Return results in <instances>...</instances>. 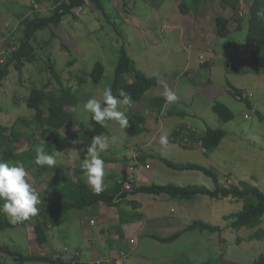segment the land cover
Segmentation results:
<instances>
[{
  "label": "rangeland",
  "instance_id": "374dc122",
  "mask_svg": "<svg viewBox=\"0 0 264 264\" xmlns=\"http://www.w3.org/2000/svg\"><path fill=\"white\" fill-rule=\"evenodd\" d=\"M174 1L171 0L170 3H174ZM216 1H218L217 8L213 7L214 4L212 5L213 12L211 15L207 14L208 19L224 14V11L220 9L221 2L213 0V2ZM143 2L145 1L136 0L133 3L134 7L129 4V10L124 9L122 3L119 4L117 1L103 0L105 11L102 12L93 0L89 6L95 7L96 10L91 11L89 8V13L82 20L67 16L59 28L53 27L40 31L34 42L39 62L26 64L22 73L12 69L9 77L0 87V124L11 126L19 119L32 120L34 118L35 111L31 110L27 104L33 89L46 90V84L50 80L55 83L50 89H54L55 86L57 89L61 88L60 83L52 78L46 67L51 59L64 84L79 94L77 106L70 108L71 111L74 109V120L60 133L64 137L70 138L81 127L90 130L91 114L84 111L83 104L93 97L102 100L104 88L112 86L115 81L116 68L122 50L125 48L127 54L141 70L151 77L158 76L160 81L167 83L172 89L175 88L174 91L178 99L166 105L165 116L160 118V115L149 106L150 99L159 96L156 94L159 89H153L135 108H129L127 105L121 106V110L125 112L126 116H129L131 112L142 116L146 121L144 127L147 130L144 134L133 137V130L122 129L117 122L112 121L108 137L114 138V143L110 139L106 150L99 153L100 157L120 160L121 163H124V172H126L130 164L127 161L132 160L133 150L158 156L160 159L153 160L150 167L144 169L142 181L146 180L147 183L140 185L177 184L215 188L213 180L203 172L174 170L162 161L166 159L176 165H198L212 169L220 176L223 184L229 183L228 180L235 185L245 181L264 192V68H256L252 65L251 49L244 47L236 53L232 51L233 43L240 47L248 44L249 17L242 21V29L236 31L238 25L235 23V19L240 21L243 18L234 12L233 18L230 19L234 31L228 38L220 39L219 44L214 48L217 52L212 50L213 56H210L209 53L202 51L203 46L200 42L192 41L194 34L190 30H194V26H196L193 24L194 15L183 16L180 14L176 20V22H181L180 25L184 27V30L191 32V34L190 32L186 34V39L185 34L181 37V33L175 31H170L166 40L160 32L155 33L154 31L153 37H146L145 22L148 21L147 17L150 11L154 9H149L148 4ZM27 3H29L28 9L21 15H15L14 12L23 8ZM34 3L43 5L41 4L42 0H0V42L10 43L12 33H15L14 42L20 43L24 35L21 19L28 14ZM247 5L250 4L246 2L244 8ZM47 6L52 5L47 4ZM53 14V12H43L41 17H49ZM135 14L142 21L137 24L138 29H131L126 21ZM31 18L35 17L31 16ZM179 32H181L180 28ZM121 35L124 36L123 39ZM216 36L214 39L219 40ZM154 44H159L157 51H153L151 48ZM191 44L194 45V48H189ZM261 50L264 54V48ZM217 53L216 58L215 54ZM201 56H204L205 60L202 61ZM99 62L105 66L106 70L102 82L96 85L92 82L90 75ZM211 63L212 65H210ZM203 65H207V67H203ZM231 65L233 69L230 68ZM128 79L133 80V77L129 76ZM231 86L247 94L251 106L247 100H239L233 96L229 92ZM216 102H222L229 106L235 115L234 120L229 123L222 122L213 110ZM172 111L178 113L183 111L188 115L187 117L177 114L170 116L169 113ZM247 114L251 115L250 119H246ZM21 127L24 132L30 135L31 129L24 125ZM181 127H184V133L196 132L199 136L204 134L208 128L222 129L226 132V137L221 146L212 154L204 153L198 143L192 148L190 145L193 143L187 141L188 145H185L189 148H184L178 143H168L167 146L160 144L159 137L162 130L168 132L169 141ZM36 138L37 141H42L41 135ZM153 140H156L155 146L147 148L145 145L153 143ZM23 143L20 144L21 147L17 149V152L30 148L27 142ZM140 143L142 144L139 145ZM69 149H74L77 152H68ZM82 149L77 145L68 147V144H63L56 152V164L59 165L60 172L69 179L70 176L76 175L75 168L77 166L72 164V160L83 163L84 148ZM142 164L147 165V162ZM69 171L70 174H68ZM26 172V180L37 192L39 203H41L39 193H43L48 185L46 183L37 184L32 174L29 171ZM120 173L118 172V174ZM138 174L137 170L135 175ZM111 176L118 177L114 174ZM128 197L134 200L138 197L139 205H143L146 209L140 217L145 219L151 220L154 219V215L160 214L169 217L178 216L184 229L193 220H203L215 227L222 229L227 227V229L220 236L200 230L191 233L185 232L186 236L183 240L174 244L157 245L154 248L147 247V243H152L151 246L156 245L151 240H142V254L132 256L129 251L130 256L126 264H254L259 256L264 255V238L262 240L251 239L253 234L251 230L243 228L237 232L224 220L226 215L241 211L244 207L243 201L233 198L215 200L209 196H199L195 201L185 200L184 203L189 207L186 212L179 202L175 199L171 200L166 195L160 197L128 193ZM161 198L164 199V204H162L163 201L158 200ZM120 208L128 217L141 213L139 210H127L126 205ZM172 210L175 213H172ZM113 211L117 212V209ZM39 212L38 208L37 213ZM83 212L73 210L69 215H81ZM97 213L95 211L90 214L98 215ZM62 214L65 216L68 213ZM160 217L162 219V216ZM80 222L81 220L77 219L67 225L64 220L54 222L55 237L52 233L49 243L44 246H40L36 242L34 228L37 220L29 222L26 227L6 228L0 230V247L7 246L14 253L25 256H42L44 254L52 256L54 252L61 253L65 248L73 246V243L80 245L84 242V233L77 228L78 225L81 226ZM160 227H163L162 220ZM97 228L91 227L90 229L94 232ZM261 229L264 231V219L259 227V230ZM155 230L157 231L156 224L149 225L147 232L151 233ZM238 237L241 238L240 243ZM0 264H16V261L7 252H0ZM27 264L47 263L29 262Z\"/></svg>",
  "mask_w": 264,
  "mask_h": 264
},
{
  "label": "trees",
  "instance_id": "16d2710c",
  "mask_svg": "<svg viewBox=\"0 0 264 264\" xmlns=\"http://www.w3.org/2000/svg\"><path fill=\"white\" fill-rule=\"evenodd\" d=\"M63 0H51L52 5H56ZM208 0H176V8L178 12L183 16H198L204 2ZM226 6L231 7L233 10L238 11L239 7L245 3L246 0H219ZM72 5H76L82 2V0H71ZM98 8L104 12L103 0H94ZM65 9L64 13H60L59 10L55 11L52 16L35 18L28 17L23 20V37L20 43L14 42L15 33H12L10 39V45L18 47L16 52L11 53L4 64H0V87L4 81L9 77L12 69L22 73L26 64H33L39 60L38 54L35 51L34 42L36 36L40 31H45L53 27L59 28L67 16H73L70 14L71 9L66 4L62 6ZM124 9H129V5L126 4ZM123 9V11H124ZM259 12H264V0H252L249 7V34L248 44L240 47L238 44L233 43V53L238 52L242 48L251 49V57L253 66L256 68H264V54L261 49L264 48V16L258 15ZM83 18V17H82ZM80 18V19H82ZM78 19V18H75ZM78 19V20H80ZM231 20L219 16L216 19L217 36L221 39L228 38L230 36ZM242 29V25L238 27ZM192 45V44H191ZM39 62V61H38ZM46 67L52 78L60 83L59 89L54 87L50 89L53 84V80H50L46 84V90L35 88L31 91L28 98V107L35 111L34 118L32 120L19 119L11 126L0 124V161L3 162H16L21 161L26 169L32 174L34 181L37 184L46 183L47 189L43 193L42 197L44 205L39 206L40 212L35 216L30 217L28 220L12 223L8 220L6 215L0 211V230L6 228L26 227L31 221L37 220L35 225L36 242L40 246H44L49 243V232L51 231V225L55 224L62 213H69L73 210L83 211L91 207L104 203L110 207H117L120 211V218L123 223L129 221L126 219V213L122 210L121 203H123L128 193L123 191V181L131 180L124 179L115 180L113 184L104 186L103 191L97 193L94 188L84 180L78 179L74 181L68 177L60 174L58 164L52 167L47 165L41 167L35 164L36 153L35 148L43 145L49 154H55L60 149L61 145L68 141L69 138L64 137L60 132L66 129L70 123L74 120V109L79 102L78 92H74L70 86H66L57 71L55 64L50 59ZM206 64V63H202ZM203 67H207L204 66ZM212 65V63L210 64ZM105 66L99 62L95 65L93 72L91 73L92 82L96 85L100 84L105 75ZM115 81L111 86L113 94L119 98V90L123 89L130 93L135 104L129 108H135L138 106L143 98L149 94L153 89L159 86L160 78L158 76L151 77L143 70H141L135 61L127 54L125 48L122 50V55L119 59ZM133 77V80H129L128 77ZM82 82H85L82 80ZM50 89V90H49ZM237 99L242 97V100H247L249 105V96L241 90L231 86L229 91ZM167 102L162 96L153 97L150 99L149 106L160 115ZM214 112L219 116L220 120L224 123H229L234 120L235 115L232 110L226 104L222 102H216L213 106ZM177 114L182 117H187V113L180 111L170 112L169 115ZM129 119V126L127 129L133 130L132 136L135 137L146 132L145 119L137 113H132L127 116ZM92 120V119H91ZM112 121L107 122V127L101 126L99 123L92 120L91 129L80 128L70 137L71 140L80 139L83 147L86 149L87 145L91 144V139L95 135H106L110 133V124ZM21 125L31 129L30 135L22 130ZM41 135L42 141H37L36 137ZM226 137V132L222 129L208 128L204 134L199 136L196 132L191 134L184 133V127H181L168 143H178L184 148L187 142H196L200 144L201 148L206 154H212L221 146L223 140ZM27 142L30 148L26 151L17 152L21 146ZM140 154V162H145L147 157L145 152H137ZM87 155V153H86ZM85 155V156H86ZM103 158V156H101ZM165 164L175 170L187 171L197 170L203 172L210 177L215 188L211 189L206 186L188 185L180 186L177 184L167 185H139L135 188L133 194H149L155 196L166 195L172 199H180L191 201L199 196H209L215 200H224L233 198L244 202V207L241 211L226 215L224 220L229 223V226L239 232L243 228H247L253 232L251 239L262 240L264 238V231L259 230L264 219V192L257 186L242 181L239 185L232 183L223 184L220 176L212 169H208L198 165H176L166 159L162 160ZM80 173H84L83 168H79ZM28 183H30L27 180ZM32 186V185H31ZM33 187V186H32ZM59 200V202H56ZM121 201V202H120ZM5 201L0 199V207H2ZM50 209H49V208ZM200 230L202 232H210L211 234H222L223 229L215 227L203 220L194 221L184 231L177 232L169 237H161L154 235L153 238L162 243H172L177 241L185 232H191ZM241 238L238 237L240 243ZM223 243V242H222ZM0 252H7L16 261V264H27L29 262H44L47 264H83L81 261L74 263V261H64L62 259L52 256H25L23 254L14 253L9 247H0ZM81 257H78V260ZM73 260V259H72ZM87 264V263H84ZM89 264V263H88ZM210 264V263H205ZM254 264H264V255L259 256Z\"/></svg>",
  "mask_w": 264,
  "mask_h": 264
},
{
  "label": "crops",
  "instance_id": "0c3cea01",
  "mask_svg": "<svg viewBox=\"0 0 264 264\" xmlns=\"http://www.w3.org/2000/svg\"><path fill=\"white\" fill-rule=\"evenodd\" d=\"M112 1H117V2H119V4L122 3L123 7L126 6V4H128V5L132 4V7H134L133 3L136 2V0H110V2H112ZM142 1H145V2H143L144 4H148L149 9L150 8L154 9V10L150 11V13L147 17L148 21L145 22L146 29H147L146 37L147 36L153 37L154 36L153 31H154L155 33L160 32V34L166 40V38L169 37V32L175 31L176 33H181V37L184 36L183 34H185V39H186V37H187L186 34H188L191 31L192 34H194V35H192V37L194 36L193 37L194 40L192 39V41H194V43L200 42L203 46L202 51L204 50L205 53H209L210 56H213L212 55L213 53H211L212 50L217 52V50L214 48H215V46H217L219 44L220 39H221L218 36H216L217 35V27H216L217 16L213 17V19H208L207 14L209 13L211 15V12H213V8H212L213 4H214L213 7L217 8L216 3H218V1L213 2V0H208V1L204 2V5L200 10L199 15L193 17L194 18L193 24H195L196 26L193 25L194 30H190V31L184 30V27L182 25H180V23H181L180 21L176 22L177 18H179V15H180V13L178 12V10L175 6L176 0L174 1V3H170L171 0H154L155 2L153 0H149V1L142 0ZM246 1L249 4L251 3V0H246ZM41 4L52 5V2H51V0H42ZM28 5H29V3H27V5H25L20 10H17V12H14L15 15H19V14L21 15V13H24L28 9V7H29ZM89 8L91 9V11L96 10L95 7H93V6H89L88 9ZM88 9H87V12L84 15V17H86L87 14L89 13ZM220 9H222L224 11V14L222 16L226 17L228 19L233 18L234 14L236 13L235 10H233L229 6H226L222 2L220 4ZM139 21L141 22L142 19H139L138 15L135 14L132 18L127 19L126 23H127V25L128 24L130 25V26L129 25L128 26L131 27V29L132 28L138 29L139 27L137 26V24L139 23ZM235 23L238 25V27L240 25H243L242 20L238 21L235 19ZM231 26H232V23L230 25V30L232 32L234 30H232ZM238 27H237L236 31H240V29ZM179 28L181 29V32H179ZM191 32H190V34H191ZM215 36L218 37L219 40H215L214 39ZM121 37H122V39L124 38V36H122V35H121ZM127 37H128V35H127ZM158 46H159V44H157V45L154 44L151 46V48L153 51H157ZM193 48H194V45H193ZM215 55L217 58L218 53ZM215 59H213V60H215ZM213 60H212V62H213ZM169 87L172 88L171 86H169ZM156 89L157 90L159 89V91L156 94L164 97L163 96V87H162L161 83L159 84L158 87L155 88V90ZM174 89L175 88H173V90ZM168 104L169 103H167L166 105H168ZM165 108H166V106H165ZM165 108L163 110V113L160 114L159 118L163 115L165 116V113H166ZM159 118L157 117V121ZM72 141H74V140H71L69 138L68 141L65 142L64 144L65 145L68 144V147L72 146L73 145ZM152 142L153 143H148L145 146L147 148H151V147L155 146L156 140H153ZM191 143H193V144L190 145V148L197 145L196 142L195 143L191 142ZM141 144L142 143H140L139 145H141ZM76 145L79 146L81 149L84 148L82 143L76 144ZM186 145H188V144H186ZM198 145L200 146V144H198ZM200 148H201V146H200ZM201 150L205 153V151L202 148H201ZM85 155H86V149L84 148V152H82L83 160L86 157ZM144 155H146V157H147L145 162H147V164H149V165H151L153 160L160 159L158 156H155V154L152 155V153H144ZM56 158H57V156H56ZM102 159L105 161V168H104L105 185L110 186L111 184H113L114 179L115 180H118V179L121 180L122 178L131 179L132 181H135L136 187L138 185H140L141 183H143V184L147 183L146 180L142 181V179H144L143 178V171L145 169L144 164H142L143 169H141L140 167H137L138 173L140 174V178H141L140 179L139 174L137 176L135 175L136 171L134 173L130 172V167L128 168L129 173H128V170L126 172H124V169H125L124 163H121L120 160L112 159V158L111 159L102 158ZM128 162L130 163L129 166L132 165L131 159L128 160L127 163ZM72 164L76 165L77 168H75L76 169L75 170L76 175H72V177L70 176V179L74 180V181H78V179H81V180H84L85 182H87L84 173L79 172V167L82 168L83 163H81L79 161L74 162V159H73ZM73 165H71V166H73ZM58 169L60 172L61 169H60L59 165H58ZM118 172H121V173L118 174ZM60 174L63 175L62 172H60ZM111 174L118 175V177L113 178L111 176ZM41 193L42 192L39 193V195L41 197V203H38L39 206L44 205L43 204L44 200L42 197L43 193L42 194ZM127 197H128V195L126 196V198L124 200L121 199V201H124L123 203H121V207L126 205L127 210H129V209H133L134 211L139 210V211H141V213L136 214V215H132L130 217L126 216V219H129V221H127L125 223L122 222V220L120 218V213H119L120 211L118 210L117 207H110L104 203H101L97 206L83 210L84 212L81 213V215H78V214L69 215V213H70L69 212L67 215L60 216L58 218L56 223L61 221V220H64V221H66V225L75 219H77L79 221L81 220V222H80L81 226L78 225L77 228L84 233V242H82L80 245H78L77 243H73L72 244L73 246L69 247V249H70L69 256L72 257L76 253H79V256L81 257V260L80 259L79 260L83 264L84 263L92 264L93 262L100 261V260L115 259L116 257L119 256V254L122 250L131 251L132 256L133 255L139 256L142 254V247H143L142 246V244H143L142 240H145V239L151 240L154 244H156V245L151 246L152 243H147V247L150 246L152 248H154L157 245L159 246V245H168V244L177 243V242L183 240L186 235L183 234L177 241L172 242V243H162V242L154 239L153 236L158 235V236H161L164 238L169 237L171 235L176 234L177 232L184 231L194 221H197V220H193L191 222V224L185 226L186 228L184 229V227L182 226V223H181V219L178 216H170L169 217V216H163L160 214V215H154V219H151V220L145 219L144 217H140V215H143V213H144V211H146V209L143 207V205H139L140 202H139L138 197L135 200L129 199V197L128 198ZM160 197H162V196H160ZM198 198L199 197H196L191 201H195ZM170 199L173 200L172 198H170ZM158 200H161V202L163 201L162 204L165 203L163 198L158 199ZM175 200L180 203V205L184 211L188 212L189 207L186 206V204L184 203L185 201L180 200V199H175ZM159 203H156V204L159 205ZM114 209H117V212L113 211ZM95 211L98 212L97 213L98 215H91L90 214V213H93ZM172 213H175L174 210H172ZM144 216H146V215H144ZM160 216H162V219ZM161 220H162L163 227H160ZM154 224L157 225V231L155 230V232L148 233L147 230L149 228V225H154ZM51 227H52V229L49 232V233H51L49 240H50V238H52V233H53V236L55 237L54 232H53L54 224L51 225ZM91 227H93V228L98 227V228L96 231L93 232L90 229ZM226 229H227V227L223 228V230H224L223 234L226 232L225 231ZM90 231H92V232H90ZM191 232H188V233H191ZM218 235L220 236L221 234H218ZM131 240H135L136 244L131 245ZM224 240H226V237H224ZM86 243H88V245H86ZM57 253H58V251L54 252L52 255L56 256ZM42 256H47V255L44 254Z\"/></svg>",
  "mask_w": 264,
  "mask_h": 264
},
{
  "label": "clouds",
  "instance_id": "9594fccd",
  "mask_svg": "<svg viewBox=\"0 0 264 264\" xmlns=\"http://www.w3.org/2000/svg\"><path fill=\"white\" fill-rule=\"evenodd\" d=\"M246 2L236 11L237 14L243 18L242 21L249 16V7L251 3L249 7L246 6L244 8ZM258 15L264 16V12H259ZM160 83L163 87L165 101L167 103L175 102L178 99L176 92L170 88L167 83L163 81H160ZM134 104L135 101H133L130 93L120 89L118 98L113 94L111 86H108L103 90L102 100H98L95 97L90 98L83 104V109L86 113L91 114L92 120L103 127H107V122L115 121L120 128L126 129L129 126V119L125 115V112L121 110V106L127 105L128 107H132ZM168 136V132L162 130L159 137L162 146L168 145ZM110 139L111 142L114 143V138H110L106 135H95L91 139V144L86 147L87 155L83 160L82 168L87 183L91 185L97 193L103 191L105 186V161L100 157L99 153L106 150ZM72 143L76 145L82 142L78 139L72 141ZM68 152L77 151L69 149ZM35 153L36 159L34 162L36 165L41 167L45 165L52 167L56 164L55 154H49L43 145L36 147ZM68 174H70V171ZM26 176L27 172L21 161H0V199L5 201L2 207H0V211L6 214V217L8 216L10 218L7 217L8 220L12 223L28 220L38 212L37 205L39 203V197L31 184L27 182ZM66 249L70 251L69 248H65V250ZM65 250L61 253H57L55 257L58 258L60 254H64ZM66 255L68 256V260L72 261L73 256H69V252Z\"/></svg>",
  "mask_w": 264,
  "mask_h": 264
},
{
  "label": "built area",
  "instance_id": "2783aa9c",
  "mask_svg": "<svg viewBox=\"0 0 264 264\" xmlns=\"http://www.w3.org/2000/svg\"><path fill=\"white\" fill-rule=\"evenodd\" d=\"M93 0H82L81 3L76 4V5H72L71 0H63L62 2L56 4V5H52V6H47V5H39L37 3H34L32 5L31 10L28 12V14L24 15V17L21 19L22 21L28 17L34 16H41V14L43 12H53L55 13V11L59 10L60 13H64L65 9L62 7L64 4H66L68 7H70L71 12L70 14H72L73 16H75V18H82L84 17V15L87 12L88 6L91 5ZM6 43V45H4ZM189 48H192V45L189 46ZM18 50V47L10 45L9 43H7L6 41H2L0 42V64H4L6 61V58L13 52H16ZM206 58V57H205ZM202 61L205 60L204 56H201ZM230 68L232 69V65L230 66ZM239 100H242V97H238ZM251 115L247 114L246 115V119H250ZM140 154H138L137 152L133 151L132 152V165L130 166V172H135L137 171V167H140L141 169H143L142 163L140 162ZM145 168H149L150 165H144ZM229 183H232L230 180H228ZM123 184V191L126 193H134V190L136 188L135 186V181L132 180H126L122 182ZM136 241L131 240V245H135ZM69 252L68 249L65 250L64 254H60L58 256V258L64 260V261H71L68 260V256L66 255ZM129 251L128 250H122L119 254L118 257H116L115 259H109L106 261H96L92 264H126L127 260L129 259ZM79 257V253H76L73 256V260L74 263H78Z\"/></svg>",
  "mask_w": 264,
  "mask_h": 264
}]
</instances>
